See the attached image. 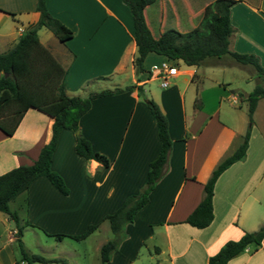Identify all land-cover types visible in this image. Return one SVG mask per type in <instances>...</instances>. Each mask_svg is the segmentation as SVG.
<instances>
[{
    "label": "crops",
    "instance_id": "crops-1",
    "mask_svg": "<svg viewBox=\"0 0 264 264\" xmlns=\"http://www.w3.org/2000/svg\"><path fill=\"white\" fill-rule=\"evenodd\" d=\"M209 1L154 0L144 5L142 13L155 37L168 27L189 30L198 23ZM44 2L48 11L72 31L60 41L49 29L41 28L44 26L37 29L39 42L66 70V94L78 95L85 87L88 94L128 84H139L141 90L138 93L133 86L96 96L78 119V132L92 149L109 159L107 165L77 155L74 130L61 129L51 167L62 176L68 192L60 193L44 175L33 178L22 190L25 222L37 221L49 233L66 230L74 234L78 224L97 222L127 194L136 192L144 182L148 162L159 149L156 124L144 101L151 98L166 117L170 148L148 200L124 224V236L111 252L110 263L116 264L119 258L129 263L134 258L133 249L151 238L155 255H166L169 264H207L208 255L226 240L264 223V95L258 97L252 111L244 155L214 180L210 222L196 227L184 221L201 198L211 170L231 153L247 126L245 97L251 89H233L227 80L211 76L213 69L235 62L226 55L206 57L198 65L179 60L166 86L160 84L156 71L138 79L132 62V20L121 0ZM34 5L35 0H0V51L9 48L27 24L37 19ZM229 20L233 31L228 48L255 54L264 69V0L234 1ZM159 61V55L149 53L144 66ZM241 67L245 78L260 81L264 87V76L253 75L248 65ZM124 78L129 81L123 82ZM50 125V116L28 107L10 135L0 130V173L31 163L48 140ZM65 137L68 149L60 147ZM84 215L93 217L80 222ZM0 218L5 221L8 216L0 210ZM225 264H264V236L258 245L247 244Z\"/></svg>",
    "mask_w": 264,
    "mask_h": 264
},
{
    "label": "trees",
    "instance_id": "trees-1",
    "mask_svg": "<svg viewBox=\"0 0 264 264\" xmlns=\"http://www.w3.org/2000/svg\"><path fill=\"white\" fill-rule=\"evenodd\" d=\"M121 1L128 8L132 20L135 43V55L132 62L138 79L150 75V67L144 66V59L149 53L157 54L161 60L173 65H176L179 60L187 65H198L206 57L226 55L236 63L248 64L257 77L264 76V69L255 54L228 48V38L233 31L229 20V7L236 0H211L204 6L198 23L189 30L179 31L168 27L155 37L151 35L142 13L144 5L154 0ZM34 8L38 11L37 19L27 24L9 48L0 51V130L10 135L28 107H34L51 117L49 138L39 148L36 158L29 164H19L0 173V210L14 221L17 215L10 209L9 201L18 192L26 189L29 182L36 176L44 175L60 193L68 192L62 176L51 167L52 152L61 129L76 130L79 117L88 109L91 99L96 96L133 86L138 93L141 90L139 84H128L123 88L91 91L86 96L66 94L63 83L66 70L39 42L37 29L40 26L46 27L60 41L70 37L72 31L48 11L44 0H35ZM263 95L264 87L259 82H256L247 93L245 97L246 129L231 153L214 166L204 181L201 198L184 218L188 224L203 227L210 222L214 180L225 167L244 155L252 123V111L258 97ZM144 101L156 124L159 149L156 156L148 162L142 189L127 194L113 211L103 215L102 218L107 219L113 237L99 246L101 264H111L109 255L124 236V224L131 221L135 212L148 200L149 191L162 174L170 148L171 141L165 115L151 98H144ZM197 101L196 98L194 102L196 106ZM73 148L75 153L83 158L95 159L103 166L109 163V159L103 153L92 149L89 141L80 132L75 134ZM95 227L96 223H88L83 231L67 235L81 238ZM14 232L20 251V260L25 259L26 263L52 260L36 253L27 256L20 239L21 228L15 227ZM45 233L54 235L56 238L66 234L46 231ZM263 236L264 223L255 230L243 231L238 238L226 240L214 253L208 255L207 264H225L231 256L247 244L258 245Z\"/></svg>",
    "mask_w": 264,
    "mask_h": 264
},
{
    "label": "rangeland",
    "instance_id": "rangeland-1",
    "mask_svg": "<svg viewBox=\"0 0 264 264\" xmlns=\"http://www.w3.org/2000/svg\"><path fill=\"white\" fill-rule=\"evenodd\" d=\"M41 28L49 31L45 27ZM225 58L230 57L225 56ZM243 65L247 66L248 64ZM241 66L242 64L236 62L231 65H225L223 68L213 69L214 71L212 70L211 76H214L220 81L227 80V86L233 89L236 87L241 89H252L256 82L254 79L248 80L244 77L243 74H245L246 71ZM248 70L253 72L251 67ZM252 74L255 75L254 73ZM169 80L171 79L169 78ZM122 81L127 83L129 80L124 78ZM151 83L153 84V82ZM107 85L112 86V83H107ZM96 88L97 87H94L92 89ZM87 90L88 88L86 87L82 88L79 90L78 95L86 96ZM74 132L76 134L75 130ZM61 141L60 147L62 149H68V147H70L66 137L63 140L61 139ZM142 186L139 187L136 192L140 191ZM23 197L24 192L20 191L12 200L9 201L10 209L16 212V221L10 219L9 217L5 221L3 218H0V247L2 248L0 252V264H101L99 246L107 239L113 237V232L109 228L107 219L100 216L97 222H93L96 223L97 226L81 238H74L67 235L71 234V232H66V230L59 231L66 234L62 235L60 238H56L54 235L45 233V230L39 226L37 221H32L33 224L25 222L26 210L25 200ZM92 217L93 216L89 215L81 216L80 222L90 220ZM87 224V222L85 224H78V226L75 227L74 233L83 231ZM15 227L21 228L20 239L27 256L32 253H36L52 260L46 262L29 261L28 263H26L25 259L20 260V251L13 236L15 232L12 230ZM153 243V239H145L139 246H137V248L133 249L134 258H132L129 263L124 261L125 259L123 260L122 258H119L120 256H118L117 258L119 259L116 261V264H169L166 255H155L154 248L152 246ZM127 247L128 246H126V248Z\"/></svg>",
    "mask_w": 264,
    "mask_h": 264
},
{
    "label": "built area",
    "instance_id": "built-area-1",
    "mask_svg": "<svg viewBox=\"0 0 264 264\" xmlns=\"http://www.w3.org/2000/svg\"><path fill=\"white\" fill-rule=\"evenodd\" d=\"M150 69L156 71L160 77V84L166 86L168 84L167 78L176 73V65L170 64L165 60H161L157 64H152Z\"/></svg>",
    "mask_w": 264,
    "mask_h": 264
},
{
    "label": "water",
    "instance_id": "water-1",
    "mask_svg": "<svg viewBox=\"0 0 264 264\" xmlns=\"http://www.w3.org/2000/svg\"><path fill=\"white\" fill-rule=\"evenodd\" d=\"M75 131H76V132H78V130H77V129H76Z\"/></svg>",
    "mask_w": 264,
    "mask_h": 264
}]
</instances>
